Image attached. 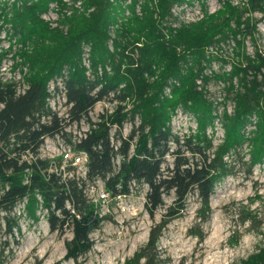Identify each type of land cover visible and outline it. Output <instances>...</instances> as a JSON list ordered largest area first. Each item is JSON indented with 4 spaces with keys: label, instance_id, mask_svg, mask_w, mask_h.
Here are the masks:
<instances>
[{
    "label": "trees",
    "instance_id": "obj_1",
    "mask_svg": "<svg viewBox=\"0 0 264 264\" xmlns=\"http://www.w3.org/2000/svg\"><path fill=\"white\" fill-rule=\"evenodd\" d=\"M72 1L80 9L70 6L67 15L62 0H0V68L9 59L10 70L20 74L18 81L0 76V218L4 213L12 233L18 216L10 213L18 204L31 223L45 210L51 231L70 227L64 257L75 260L90 250V233L103 219L88 182L101 179L111 197L130 194L133 183L146 184L150 213L164 195L172 192L173 200L146 243L121 264H159L162 228L193 192L199 218H206L215 185L231 173V152L245 145L250 168L264 163V48L254 16L264 19V0H219L212 12L205 0ZM196 2L202 13L196 20L179 21L171 12ZM50 3L61 10L55 27L41 17ZM211 82L221 86L220 99L210 96ZM60 91L70 106L66 117L49 105ZM101 100L112 103V111L92 121L88 113ZM178 110L195 122L182 136L171 130ZM84 117L89 131L74 143L87 155L84 175L70 164L61 168L59 156L39 155L46 137L65 135L66 125ZM135 118L138 124L123 137V124ZM216 122L222 137L214 144ZM167 155L171 167L163 168ZM235 264H264V245Z\"/></svg>",
    "mask_w": 264,
    "mask_h": 264
},
{
    "label": "rangeland",
    "instance_id": "obj_2",
    "mask_svg": "<svg viewBox=\"0 0 264 264\" xmlns=\"http://www.w3.org/2000/svg\"><path fill=\"white\" fill-rule=\"evenodd\" d=\"M205 1L209 11L219 7V0ZM198 11L199 4L195 3L193 7L180 11L179 15L191 20ZM254 16L260 19L258 44L264 48V19L260 13ZM1 45L5 47L7 41L4 40ZM252 50L247 42V51L251 53ZM10 65L11 60L3 61L0 76L18 81L20 74L18 71L12 72ZM217 67V64L213 65L214 69ZM54 84H50V89ZM57 84L61 90L60 81ZM220 89L219 84L211 82L210 96L220 99ZM64 102L62 91L53 92L49 98L50 106L61 114L66 110ZM110 107L108 100H101L93 106L89 115L96 119L99 113ZM231 108L229 103L228 109ZM133 123L137 125L138 119L123 124V135L129 133ZM81 127H85V124H81ZM194 128L192 116L180 110L171 120V130L179 136ZM70 129L75 132L79 128L72 125ZM208 132L211 130L208 129ZM221 137L222 129L216 122L213 143L220 142ZM63 143L61 137L46 138L40 147V154L53 157L59 153L60 144ZM246 151L244 145L227 157L231 173L215 185L205 219L199 218L200 201L196 193L187 195L185 208L161 230L157 241L159 264H235L257 246L264 245V163L250 168ZM172 160V155H167L163 168L171 167ZM115 162L117 165L118 159ZM102 189L101 180L88 182V195L99 215L103 216L99 227L90 233L93 244L89 251L75 260L65 259V243L72 236L70 227L51 231L45 210L38 212V222L31 223L22 215L23 204L20 203L10 213V216H18V228L14 227L12 233L7 231L6 221L2 218L4 213L0 218V264H121L146 243L151 227L162 220L173 200L172 192L164 195L163 205L150 213L145 207L146 184L133 183L130 194L125 196L111 197L107 193L102 198ZM200 234L204 235L202 240L199 239Z\"/></svg>",
    "mask_w": 264,
    "mask_h": 264
},
{
    "label": "built area",
    "instance_id": "obj_3",
    "mask_svg": "<svg viewBox=\"0 0 264 264\" xmlns=\"http://www.w3.org/2000/svg\"><path fill=\"white\" fill-rule=\"evenodd\" d=\"M62 1L65 2L67 4V7H68V8L62 9V13H65V14L69 15L72 12V9L70 8V6H73V7H76V8H79L80 9V2L79 1L78 2H73L72 0H62ZM194 4L193 5H189L188 3H183L181 5L174 6L171 9V12H172V14L174 16L177 17V19L179 21L188 22V21L196 20V19H198V18H200L202 16L200 6H199V11H198L197 16L195 18L191 19V20L183 19V16L179 15V12L180 11L186 10L189 7L191 8V7L194 6ZM210 12H212V11H210ZM41 17L45 21H47L51 27L57 26L58 25V20L61 17V10H60L58 4L57 3H50L48 10L46 12L42 13L41 14ZM3 36H4V33L1 34V37H3ZM7 46H8V42H7V45L5 47H7ZM86 56H87V54L85 53L84 54V58H83V62H84V64L87 65ZM110 104H111V107H110L109 110H107L108 112L112 111V103H110ZM49 105H50V103H49ZM68 107H70V106H67L66 105V110L63 113L64 115L61 114L58 110H54L52 107L51 108H52V110L57 111L58 115L65 116L66 117L67 116L66 111H67ZM89 113H90V111H89ZM89 113H88V116L90 117ZM101 113H104V112H101ZM101 113H99V114H101ZM99 114L97 115V117L99 116ZM97 117H96V119H92L90 117V120L96 121L97 120ZM83 123L85 124V127H81V124H83ZM72 125H74L75 127H78L79 128L78 131L73 132L74 129H72V132H71L70 127ZM89 126H90V124H89V122L87 121V119L85 117L84 118H81L79 121L73 120V122H70L64 128L65 135H63V134H56L55 136H53V137H61L64 140V143L63 144H60L61 148H60L59 153L57 155L53 156V157L42 156L40 154V147L43 145V143H42L40 145V147H39V155L41 157H46V158H55V157H58L59 156L62 159L61 168H64L66 164H70L71 166H74L75 167L76 172H78L77 170H79L80 171V174L81 175H84L85 172H86L87 155L82 150H76L74 148V143L75 142H78L81 137H84L86 135V133L89 131ZM116 130H117L116 125H113L111 127V129H110V138H111V140L113 139L114 135L116 134L115 133V132H117ZM120 134L123 137H125V135L122 134L121 130H120ZM46 138H51V137H46ZM97 180H101V179H97ZM97 180H95V182ZM106 194H107V191L104 189V185H103V189L101 190L100 196L102 198H104V196Z\"/></svg>",
    "mask_w": 264,
    "mask_h": 264
}]
</instances>
